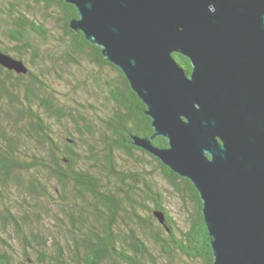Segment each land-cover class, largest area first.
<instances>
[{
  "label": "trees",
  "instance_id": "1",
  "mask_svg": "<svg viewBox=\"0 0 264 264\" xmlns=\"http://www.w3.org/2000/svg\"><path fill=\"white\" fill-rule=\"evenodd\" d=\"M76 18L65 0H0L11 44L0 52L27 69L0 66V230H11L23 250L17 262L4 250L0 264H158L152 249L163 264L176 256L212 264L198 192L134 145L133 137L154 132L146 106L101 49L69 27ZM173 57L191 73L188 59ZM152 143L167 147L163 137ZM167 197L186 213L185 230Z\"/></svg>",
  "mask_w": 264,
  "mask_h": 264
},
{
  "label": "water",
  "instance_id": "2",
  "mask_svg": "<svg viewBox=\"0 0 264 264\" xmlns=\"http://www.w3.org/2000/svg\"><path fill=\"white\" fill-rule=\"evenodd\" d=\"M65 2L146 106L154 132L134 145L198 192L212 264H264V0ZM0 66L27 73L1 52Z\"/></svg>",
  "mask_w": 264,
  "mask_h": 264
},
{
  "label": "rangeland",
  "instance_id": "3",
  "mask_svg": "<svg viewBox=\"0 0 264 264\" xmlns=\"http://www.w3.org/2000/svg\"><path fill=\"white\" fill-rule=\"evenodd\" d=\"M3 30L0 28V45L6 44L8 47H10V43L7 42V40L3 37ZM5 34V33H4ZM79 91L78 93V97H81L83 99L86 98V94L84 93V91L78 90V89H73V96H75V93ZM62 92L66 93V88L63 87L62 88ZM68 100L69 97L67 98ZM89 119H94L93 116H88ZM141 158H147L149 160V158L145 155H142ZM121 162H124L127 165V162H125L124 158H119ZM157 175V174H156ZM155 182H158V184H160L161 186V177L160 176H156V179H154ZM166 206L169 209L170 214L174 217L177 225L182 229L185 230L187 227V221H186V213L183 212L180 203H178L177 199L175 198H166L165 200ZM188 208H191V206L188 204L187 206ZM44 219V218H43ZM47 225V223L45 222V220H43L40 225ZM0 235H1V239H0V253L3 252L4 250L9 251L15 258L14 262L19 261V259H21V256L23 254V250H22V244H20L21 242H19V240L17 239V237L14 235V233L11 230H8L7 228L5 229H1L0 230ZM11 245L12 250H10L9 247H7V245ZM153 250V254L156 255V261L158 262V264H163V261L157 256V252L155 249ZM175 261V262H174ZM172 262V264H181L180 263V258L178 256L175 257V260Z\"/></svg>",
  "mask_w": 264,
  "mask_h": 264
}]
</instances>
